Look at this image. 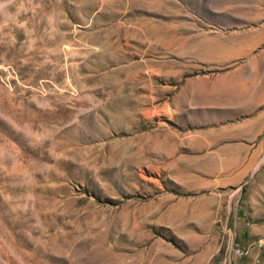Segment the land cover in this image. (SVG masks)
<instances>
[{"label": "rangeland", "instance_id": "1", "mask_svg": "<svg viewBox=\"0 0 264 264\" xmlns=\"http://www.w3.org/2000/svg\"><path fill=\"white\" fill-rule=\"evenodd\" d=\"M0 264H264V0H0Z\"/></svg>", "mask_w": 264, "mask_h": 264}]
</instances>
